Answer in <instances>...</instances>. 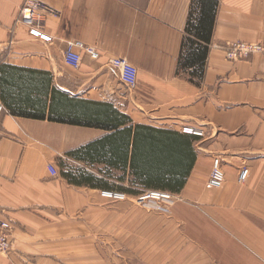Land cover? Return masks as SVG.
Wrapping results in <instances>:
<instances>
[{"label":"crops","instance_id":"1","mask_svg":"<svg viewBox=\"0 0 264 264\" xmlns=\"http://www.w3.org/2000/svg\"><path fill=\"white\" fill-rule=\"evenodd\" d=\"M24 1L0 0V217L15 221L14 248L0 264H264V54L231 61L222 49L264 45V0H40L58 11L43 27L50 42L18 22ZM72 40L99 58L84 51L70 67ZM115 56L137 66L135 88L121 83ZM71 98L98 104L96 126L70 121ZM136 124L204 131L186 185L158 209L134 193L100 195L132 180L134 136L126 164L125 136L108 137ZM103 139L99 160L73 155ZM218 156L225 184L216 189L208 178Z\"/></svg>","mask_w":264,"mask_h":264},{"label":"trees","instance_id":"2","mask_svg":"<svg viewBox=\"0 0 264 264\" xmlns=\"http://www.w3.org/2000/svg\"><path fill=\"white\" fill-rule=\"evenodd\" d=\"M190 31L197 37L205 34L202 32V27L192 26ZM68 101L69 114L71 115L70 121L73 124H93L90 126H96L94 124L97 123L98 104L75 98H71ZM118 124L102 125L117 129ZM134 128L135 132L133 135ZM134 128L130 127L125 130H120L116 134L108 137V139H111L119 135L125 136V145H123L122 149L124 154L119 162L126 164L129 157L131 137L134 136L131 154V167L134 171L132 180H130L132 187H120V189L130 194L147 192V190H162L172 193L181 191L186 185V181L197 159L198 154L195 149L197 136L189 133L185 134L175 129L159 128L147 124H136ZM105 141L104 139L100 143L97 140L91 141L89 145L75 149L73 155L79 158L85 157L92 160H99L100 147L105 148ZM103 152L104 149L101 154ZM65 174L68 175L66 172ZM68 176L69 180L74 183H85L98 188H112L105 180L93 175L87 176L81 174L75 178L70 177V175Z\"/></svg>","mask_w":264,"mask_h":264},{"label":"built area","instance_id":"3","mask_svg":"<svg viewBox=\"0 0 264 264\" xmlns=\"http://www.w3.org/2000/svg\"><path fill=\"white\" fill-rule=\"evenodd\" d=\"M58 11L47 3L40 0H25L23 6L20 8L18 15V22L23 24L29 33L42 41H52L53 37L43 30L47 15H57ZM12 38L8 45L12 47ZM63 58L65 62L73 68H79L82 64V52H88L91 57L97 59L99 54L96 50L90 49L85 43L79 40H72L66 43ZM227 59L234 61L243 60L253 53H264V45L261 42H249L246 40H238L229 42V44L222 48ZM111 65L119 73L120 81L127 88H135L138 84L139 70L137 66L125 56H115L111 60ZM5 105L0 101V116L5 111ZM185 134H193L195 136H203L204 131L188 126L183 128ZM48 171L52 176H58L59 172L53 163L48 164ZM212 170L210 172L208 183L218 189L225 184V171L221 165L220 157H215L212 163ZM251 175V168L246 166L240 169L239 182L245 183ZM102 195L114 199H126L127 193L122 190H104ZM173 194L168 191L147 190L138 197L140 202L147 203V201H154V205H159L162 200L169 202L174 201ZM161 204V203H160ZM15 221L12 217H0V256H6L14 248L13 234Z\"/></svg>","mask_w":264,"mask_h":264},{"label":"rangeland","instance_id":"4","mask_svg":"<svg viewBox=\"0 0 264 264\" xmlns=\"http://www.w3.org/2000/svg\"><path fill=\"white\" fill-rule=\"evenodd\" d=\"M238 41V40H237ZM242 41V40H241ZM247 41V40H246ZM249 42H252V41H249ZM258 53H262V52H258ZM258 53H253V54H258ZM253 54H251V55H253ZM262 54H264V53H262ZM251 55H249L248 57H250ZM248 57H246V58H243V59H247ZM228 60H231V59H228ZM231 61H234V60H231ZM239 61H242V60H239ZM65 166V165H64ZM64 168H66V167H64ZM127 184V186H125V187H132V185H131V183L130 182H128V183H126ZM118 191V190H117ZM143 193H145V192H142V193H137V194H135V196L133 197L135 200H136V202H137V204H139L141 207H143L144 209H158V208H161L162 206H163V200L161 201V202H159V205H154V201H147V203H143V202H140L139 201V199H138V197L140 196V195H142ZM100 195L101 196H103L102 195V192H100ZM103 197H105V196H103ZM107 198V197H106ZM108 199H110V200H115V201H119L120 199H114V198H109L108 197ZM161 203V204H160ZM98 212H100V211H98ZM110 212L112 213V212H117V209H114V208H111L110 209ZM100 217H101V214H100ZM101 240V243H102V238L100 239ZM10 253V252H9ZM8 253V254H9ZM8 254H6V255H8ZM3 257H6V256H3ZM122 258H124V256H120L119 254L118 255H116V259L117 260H120V259H122ZM137 261L135 260V262H131L130 264H134V263H136Z\"/></svg>","mask_w":264,"mask_h":264}]
</instances>
